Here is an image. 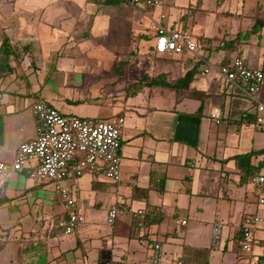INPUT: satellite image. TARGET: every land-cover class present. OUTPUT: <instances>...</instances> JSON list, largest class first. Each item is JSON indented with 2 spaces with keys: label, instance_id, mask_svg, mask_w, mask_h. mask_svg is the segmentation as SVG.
<instances>
[{
  "label": "crops",
  "instance_id": "1",
  "mask_svg": "<svg viewBox=\"0 0 264 264\" xmlns=\"http://www.w3.org/2000/svg\"><path fill=\"white\" fill-rule=\"evenodd\" d=\"M191 2L208 19L199 32L212 35L199 39L210 62L219 67L238 58L264 70V28L250 33L255 18H264V0L216 2V12L229 4L222 16L205 0ZM144 8L130 0H0V45L8 40L13 68L0 77V162L10 163L37 137L38 102L66 117L124 119L119 181L84 173L59 182L83 206L84 222L71 235L58 227L67 210L56 184L29 177L37 162L0 175V264H151L155 244L161 264L264 261V207L250 182L264 175V126L255 123L254 103L217 74L202 77L189 56L157 55L154 43L144 45L154 25L193 27L187 12L172 18L166 2L161 21ZM190 71V87L209 95L203 104L168 87L130 89L144 75L171 82ZM258 96L264 103V74ZM248 153L255 154L243 158ZM112 205L143 216L125 213L109 225ZM246 228L254 246L245 256Z\"/></svg>",
  "mask_w": 264,
  "mask_h": 264
},
{
  "label": "built area",
  "instance_id": "2",
  "mask_svg": "<svg viewBox=\"0 0 264 264\" xmlns=\"http://www.w3.org/2000/svg\"><path fill=\"white\" fill-rule=\"evenodd\" d=\"M132 6L161 8L165 0H130ZM164 14L161 19H165ZM154 52L157 55H187L202 66L200 75L208 77L212 73L222 77L227 83L235 86L254 103L255 123L264 126V103L259 99L263 73L259 69L248 67L242 59H234L228 65L217 67L200 53L194 36L188 30H173L162 25H154ZM36 120L37 137L20 145L10 163L0 162V175L11 171H21L31 161L37 166L31 170V179L50 180L56 184L61 200L64 202L67 215L58 222V227L65 235H71L84 222L82 204L70 196L59 182L72 174L81 176L84 173L101 174L105 179L117 182L121 177V139L124 126L122 117L109 120L93 118L66 117L45 102H38L32 107ZM250 182L257 191L258 205L264 207V175L251 177ZM132 213L138 219L143 210L133 211L126 205H112L107 214V222L113 225L118 217ZM262 220L258 217L254 223ZM184 224V222H183ZM141 227L142 223L139 222ZM254 246L252 230L246 228L240 242L244 255H251ZM151 264H161L160 244L152 246ZM172 264H183L176 260ZM256 264H264L259 261Z\"/></svg>",
  "mask_w": 264,
  "mask_h": 264
},
{
  "label": "trees",
  "instance_id": "3",
  "mask_svg": "<svg viewBox=\"0 0 264 264\" xmlns=\"http://www.w3.org/2000/svg\"><path fill=\"white\" fill-rule=\"evenodd\" d=\"M222 1L223 0H216L218 5ZM263 28H264V18L256 17L252 25V29L250 33L260 34ZM233 43H234L233 41L228 42V44H233ZM11 56H12V48L10 44L8 43V40L5 39L0 45V77L12 71L13 68L10 65ZM225 65H228V63H222L221 65H219V67L225 66ZM261 71L264 74V70L262 69ZM193 75H194V71L192 72L190 71V72H187L183 77L175 81H171V82H167L166 77L163 75H159L156 77H149L148 75H144L138 81V83L131 84L130 89L138 90L141 87H155V86L168 87V88L175 90L178 98L195 99V100H199L201 104H203L204 100H206L209 95H206L190 87L193 81ZM253 154L255 153H248L243 158L249 159L251 156H253ZM145 219H146V216L144 214V217H143L144 223H145ZM150 220H151L150 222H152L153 219H150Z\"/></svg>",
  "mask_w": 264,
  "mask_h": 264
},
{
  "label": "rangeland",
  "instance_id": "4",
  "mask_svg": "<svg viewBox=\"0 0 264 264\" xmlns=\"http://www.w3.org/2000/svg\"><path fill=\"white\" fill-rule=\"evenodd\" d=\"M165 2L167 3V5L169 6V8L171 10L172 18H174L173 16H175L176 14L182 13V12L183 13L187 12L185 14V17H188V15H190V17L187 18V21L189 24H191L189 26H193V27H189L191 29H186V30H188L194 36L195 42L198 44V46L200 48V53L203 56L207 57L208 55L205 54V52L203 51L204 50L203 46L206 47V43H204L203 39H199V37L202 35V33H203V35H210L211 34V32H208V31L203 32V30L201 32H199L200 25L205 24L206 20H208L207 17L204 18V15H203L204 13H202V11H200L199 8H196L195 3L191 2V5H190V0H165ZM205 2H206V6H208V10L211 11L210 13L217 14L218 16H222L221 12H224L227 10L225 5H229L228 3L223 5V7L218 9V12H216L217 11V9L215 8L216 7V0H205ZM261 2L262 1H259L258 3H261ZM144 10L146 11V13L148 15H150L152 18H154V20L161 21L160 17H159L161 14V9L154 8V10H152L150 8L145 7ZM231 12H232V10H231ZM209 17L213 19L214 16L211 15ZM219 20H218V23H219ZM223 24H224V22H223ZM166 26L169 27V25H167V24H166ZM227 27L229 28L230 25L228 24ZM221 28H222L223 33H227L226 37H225L226 39H229L230 37H232L230 35L229 30L225 26H222ZM146 33H147L148 37L151 38L149 40L144 39L145 41H147L146 43H144V45H146L148 47L149 45L154 43L155 34L151 30H148V32H146ZM140 47H142L141 44H140ZM149 66L150 65H148V64L145 65L146 71H149ZM135 74H137V75L133 74V77L138 76V74L143 75L144 71H143V69H141V71H139L138 73H135ZM129 76H132V75H129ZM133 77H130V78H133ZM198 79H199V76H196V80H198ZM151 103H153V102L151 101ZM213 116H216V115L213 114ZM222 124H224V123H222ZM213 128L218 129L216 126ZM219 129H223V126H220Z\"/></svg>",
  "mask_w": 264,
  "mask_h": 264
}]
</instances>
